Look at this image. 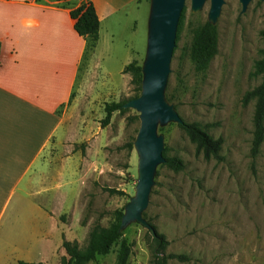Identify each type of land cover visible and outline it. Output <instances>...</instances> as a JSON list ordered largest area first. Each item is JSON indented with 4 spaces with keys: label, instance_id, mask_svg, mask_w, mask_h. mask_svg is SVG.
Masks as SVG:
<instances>
[{
    "label": "rangeland",
    "instance_id": "rangeland-1",
    "mask_svg": "<svg viewBox=\"0 0 264 264\" xmlns=\"http://www.w3.org/2000/svg\"><path fill=\"white\" fill-rule=\"evenodd\" d=\"M48 1L74 9L89 0ZM149 6L150 0L142 2L138 14L146 24L126 40L132 52L111 49L97 52L100 59L81 61L71 98L59 110L62 129L41 157L39 188L47 193L48 219L25 200H12L0 227V242L9 243L7 251L16 252L12 257L36 262L42 254L45 264H65L63 241L84 248L90 227L115 222L135 197L139 113L124 108L106 126L102 121L107 104L137 95L132 76L122 70L131 61L143 64ZM209 7L206 0L192 11L185 1L164 94L182 119L222 139L223 160L203 158L177 123L158 126L165 156L181 159L183 167L156 168L142 213L152 230L135 221L121 229V239L131 247L128 264H153V232L163 235L165 254L189 257L168 264H264V141L253 159L254 101L242 102L245 92L262 81L252 73L264 50V2L250 0L242 11L239 0H224L215 22L218 52L205 71L197 72L188 55L191 30L208 21ZM119 244L84 264H115Z\"/></svg>",
    "mask_w": 264,
    "mask_h": 264
},
{
    "label": "crops",
    "instance_id": "crops-1",
    "mask_svg": "<svg viewBox=\"0 0 264 264\" xmlns=\"http://www.w3.org/2000/svg\"><path fill=\"white\" fill-rule=\"evenodd\" d=\"M89 1L99 19L90 60L111 49L132 52L126 40L146 24L138 14L144 0ZM70 10L48 0H0V227L14 199L48 219L47 193L39 188L41 157L62 129L59 110L71 98L86 44ZM8 244L0 242V264L25 261L12 257ZM40 257L35 263L45 264Z\"/></svg>",
    "mask_w": 264,
    "mask_h": 264
},
{
    "label": "trees",
    "instance_id": "trees-1",
    "mask_svg": "<svg viewBox=\"0 0 264 264\" xmlns=\"http://www.w3.org/2000/svg\"><path fill=\"white\" fill-rule=\"evenodd\" d=\"M70 16L74 19V29L76 33L85 40V50L82 56V62H87L93 54L99 38V19L95 12L93 4L88 1L87 6L79 5L70 10ZM182 14L180 15V19ZM180 24V20H179ZM178 24V27H179ZM218 52V30L217 26L205 21L203 24L191 30V42L188 48L189 59L192 62L195 71H205L211 60ZM123 73H130L132 83L135 85L137 97L141 92V66L136 61H131L124 66ZM253 75H261L262 81L252 89L245 92L242 102L246 104L254 101L252 114V139L250 153L254 159L260 152V147L264 141V50L262 57L255 61ZM169 100L168 95H166ZM125 102L110 103L105 106V117L102 125L106 126L111 116L116 111H125L123 104ZM178 126L185 132L188 139L195 145L197 153H201L203 158L214 159L217 162L223 160L221 154L222 139L213 138L204 131L196 122L183 121ZM132 145V144H131ZM132 147V146H131ZM165 158L164 164L174 171L182 169L183 162L179 158H168L163 152ZM123 212L118 213L116 221L104 226L100 223L92 225L88 231V241L84 248H79L78 243L73 241H63L62 246L68 256L65 264H84L93 260L97 255H104L110 251L111 246L120 240L119 248L116 253L115 264H128V258L131 252L130 245L123 239L120 229L121 217ZM147 223L151 226L149 221ZM152 227V226H151ZM154 233V246L152 250L153 264H168V261L175 259L184 263L189 260L185 254H165L163 235ZM18 264H43L40 262L19 261Z\"/></svg>",
    "mask_w": 264,
    "mask_h": 264
},
{
    "label": "water",
    "instance_id": "water-1",
    "mask_svg": "<svg viewBox=\"0 0 264 264\" xmlns=\"http://www.w3.org/2000/svg\"><path fill=\"white\" fill-rule=\"evenodd\" d=\"M186 0H150L147 19L146 56L141 66L140 94L123 104L139 113V129L134 141L138 153V179L135 197L126 205L120 229L129 222L152 227L142 213L148 205L153 178L158 165L164 164L163 137L157 133L159 125L180 124L183 119L165 99L170 61L175 47L178 23ZM206 0H190L192 11L200 10ZM263 1L264 0H260ZM208 22L215 25L224 0H209ZM244 11L250 0H239Z\"/></svg>",
    "mask_w": 264,
    "mask_h": 264
}]
</instances>
